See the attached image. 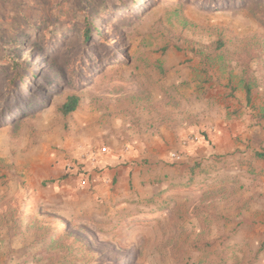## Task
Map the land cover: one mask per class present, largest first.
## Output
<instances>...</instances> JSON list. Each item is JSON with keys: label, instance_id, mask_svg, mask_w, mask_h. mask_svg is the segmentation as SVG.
Returning <instances> with one entry per match:
<instances>
[{"label": "rangeland", "instance_id": "obj_1", "mask_svg": "<svg viewBox=\"0 0 264 264\" xmlns=\"http://www.w3.org/2000/svg\"><path fill=\"white\" fill-rule=\"evenodd\" d=\"M92 27L100 36L84 41ZM174 78L190 81L189 110ZM224 80L264 101V0H0V264H200L204 244L203 264H264V195L239 180L146 211L76 192L92 190L97 153L109 154L92 143L104 121L195 117L205 85ZM71 94L80 104L64 117Z\"/></svg>", "mask_w": 264, "mask_h": 264}, {"label": "crops", "instance_id": "obj_2", "mask_svg": "<svg viewBox=\"0 0 264 264\" xmlns=\"http://www.w3.org/2000/svg\"><path fill=\"white\" fill-rule=\"evenodd\" d=\"M189 82L170 81L179 90L175 100L182 102V110L190 108ZM250 91L248 103L245 85L228 80L205 85L195 117H173L165 123L153 114L139 119L111 116L92 138L94 150L99 142L109 150L108 155L97 153L96 164L102 171L91 173L90 192H76L83 195L84 203L110 211H146L176 190L205 181L228 184L227 180L236 179L264 195V101L255 103ZM82 154L74 152L78 158Z\"/></svg>", "mask_w": 264, "mask_h": 264}, {"label": "trees", "instance_id": "obj_3", "mask_svg": "<svg viewBox=\"0 0 264 264\" xmlns=\"http://www.w3.org/2000/svg\"><path fill=\"white\" fill-rule=\"evenodd\" d=\"M94 32L93 35H98L100 36V32L101 30L99 28H96V27H92L91 29H89L88 31H84L83 32V37H84V41H86L87 39V35L90 33V32ZM80 74V73H79ZM8 78V84L10 85H13L15 80L19 81L21 79V76L18 75V71L17 69H14L13 70V78H9V76L7 75L6 76ZM71 77L74 81H76L77 83L80 82V78L83 77V74L81 73L80 75H78L77 73L75 72H72L71 73ZM245 89H246V96H247V101L248 103L250 102V94H251V91H250V88L245 85ZM32 96L29 94L28 96H24V100L23 102L28 106V107H33L34 106V103L33 101H30L29 98H31ZM22 98V99H23ZM37 101H39L40 99L36 98ZM22 101V100H21ZM80 104V97L78 95H75V94H71V95H68L66 98H65V101L63 102L62 105L59 106L58 108V111L64 116V117H67L69 115H71L73 112H75L78 108ZM264 159V157H263ZM198 184H195V186H197ZM56 238V237H54ZM53 238V239H54ZM210 245L209 244H204L202 246H198V250L202 256L201 258V261H199L200 264H203V261L206 260V258L208 257V253H207V247H209ZM220 262L219 263H223L224 262V253H223V250L220 251Z\"/></svg>", "mask_w": 264, "mask_h": 264}, {"label": "built area", "instance_id": "obj_4", "mask_svg": "<svg viewBox=\"0 0 264 264\" xmlns=\"http://www.w3.org/2000/svg\"><path fill=\"white\" fill-rule=\"evenodd\" d=\"M82 184H84V183H82Z\"/></svg>", "mask_w": 264, "mask_h": 264}]
</instances>
